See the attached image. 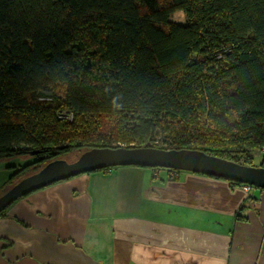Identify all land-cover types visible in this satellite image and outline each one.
<instances>
[{
	"label": "trees",
	"instance_id": "1",
	"mask_svg": "<svg viewBox=\"0 0 264 264\" xmlns=\"http://www.w3.org/2000/svg\"><path fill=\"white\" fill-rule=\"evenodd\" d=\"M141 147L264 168V0H0V161H27L4 192L71 154Z\"/></svg>",
	"mask_w": 264,
	"mask_h": 264
},
{
	"label": "crops",
	"instance_id": "2",
	"mask_svg": "<svg viewBox=\"0 0 264 264\" xmlns=\"http://www.w3.org/2000/svg\"><path fill=\"white\" fill-rule=\"evenodd\" d=\"M15 164L0 165V196ZM0 264H264V190L165 169L81 174L4 210Z\"/></svg>",
	"mask_w": 264,
	"mask_h": 264
},
{
	"label": "water",
	"instance_id": "3",
	"mask_svg": "<svg viewBox=\"0 0 264 264\" xmlns=\"http://www.w3.org/2000/svg\"><path fill=\"white\" fill-rule=\"evenodd\" d=\"M117 167H142L213 176L264 190V168L245 166L192 150L153 147L93 149L66 163L55 160L12 185L0 196V213L27 194L81 174Z\"/></svg>",
	"mask_w": 264,
	"mask_h": 264
},
{
	"label": "rangeland",
	"instance_id": "4",
	"mask_svg": "<svg viewBox=\"0 0 264 264\" xmlns=\"http://www.w3.org/2000/svg\"><path fill=\"white\" fill-rule=\"evenodd\" d=\"M171 22L173 23H177V24H184L185 22V17L184 15L181 13V12H176V13H173L169 19ZM58 115H60V118L64 119V120H69L71 119V115L69 113H66V112H60L58 113ZM162 142H163V136L162 135H159L158 137L155 138V141L154 142H151L149 144H151V146H161L162 145ZM117 146H124V145H127L126 143H121V142H118L116 143ZM263 153H260V152H257L255 157H254V164L257 165L258 162H260V156H262ZM78 154H71V155H68L64 158H60V159H57L59 161H63V162H66V163H71L73 161H75L77 158H78ZM25 162V160H24ZM23 160L20 158V159H13V160H3L1 161L0 165L1 164H12V163H16L15 165H22L23 163ZM5 166V165H4ZM170 173L173 174V172H177V171H169ZM21 180V179H20ZM19 180H15L13 182V185L15 183H17ZM8 188V187H7ZM6 188V189H7Z\"/></svg>",
	"mask_w": 264,
	"mask_h": 264
},
{
	"label": "built area",
	"instance_id": "5",
	"mask_svg": "<svg viewBox=\"0 0 264 264\" xmlns=\"http://www.w3.org/2000/svg\"><path fill=\"white\" fill-rule=\"evenodd\" d=\"M71 115V114H70ZM71 119H69L68 121H70ZM260 153H264V149L260 152ZM241 189L243 190V192H245V193H249V192H251L252 190H253V188L251 187V186H249V185H247V184H243L242 186H241Z\"/></svg>",
	"mask_w": 264,
	"mask_h": 264
}]
</instances>
